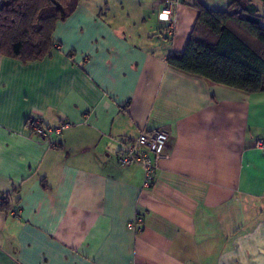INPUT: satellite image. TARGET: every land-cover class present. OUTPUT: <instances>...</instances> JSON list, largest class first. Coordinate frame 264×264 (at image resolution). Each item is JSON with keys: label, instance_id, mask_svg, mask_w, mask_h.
I'll return each instance as SVG.
<instances>
[{"label": "crops", "instance_id": "obj_1", "mask_svg": "<svg viewBox=\"0 0 264 264\" xmlns=\"http://www.w3.org/2000/svg\"><path fill=\"white\" fill-rule=\"evenodd\" d=\"M197 17L180 0H82L44 60L0 56V264H264V93L166 64ZM30 117L67 126L47 145ZM154 129L168 158L144 188L116 154Z\"/></svg>", "mask_w": 264, "mask_h": 264}, {"label": "trees", "instance_id": "obj_2", "mask_svg": "<svg viewBox=\"0 0 264 264\" xmlns=\"http://www.w3.org/2000/svg\"><path fill=\"white\" fill-rule=\"evenodd\" d=\"M81 1L0 0V56L22 63L44 60L54 47L56 25L66 21ZM259 1L264 8V0ZM180 3L194 8L198 17L185 49L169 55L166 64L246 94L264 93V15L260 7L253 0H229L224 11L210 10L198 0ZM0 198V210H4L9 196Z\"/></svg>", "mask_w": 264, "mask_h": 264}, {"label": "built area", "instance_id": "obj_3", "mask_svg": "<svg viewBox=\"0 0 264 264\" xmlns=\"http://www.w3.org/2000/svg\"><path fill=\"white\" fill-rule=\"evenodd\" d=\"M173 10L169 6L159 14V21L169 25V34L174 30ZM32 134L47 145H52L53 136L60 135L67 126H46L38 118H30L27 122ZM170 135L161 129L141 131L137 138L120 142L116 154L118 166L128 168L140 167L144 174V188H151L154 182L157 163L168 158ZM255 148L264 152V141L255 142ZM2 198H0V204ZM139 222V221H138Z\"/></svg>", "mask_w": 264, "mask_h": 264}, {"label": "rangeland", "instance_id": "obj_4", "mask_svg": "<svg viewBox=\"0 0 264 264\" xmlns=\"http://www.w3.org/2000/svg\"><path fill=\"white\" fill-rule=\"evenodd\" d=\"M257 1H258V2L255 1L256 5L259 6V7H263L262 4H261V2H260L259 0H257ZM170 7H172V4H171ZM261 12H262V14H263V12H264V8L261 9ZM263 15H264V14H263ZM158 18H159V16H158Z\"/></svg>", "mask_w": 264, "mask_h": 264}]
</instances>
